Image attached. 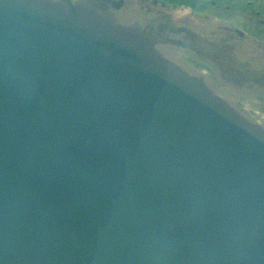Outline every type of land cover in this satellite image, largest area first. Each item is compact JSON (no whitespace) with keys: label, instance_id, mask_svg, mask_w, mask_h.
I'll return each instance as SVG.
<instances>
[{"label":"water","instance_id":"obj_1","mask_svg":"<svg viewBox=\"0 0 264 264\" xmlns=\"http://www.w3.org/2000/svg\"><path fill=\"white\" fill-rule=\"evenodd\" d=\"M130 1L0 0V264H264V125Z\"/></svg>","mask_w":264,"mask_h":264},{"label":"flooded vegetation","instance_id":"obj_2","mask_svg":"<svg viewBox=\"0 0 264 264\" xmlns=\"http://www.w3.org/2000/svg\"><path fill=\"white\" fill-rule=\"evenodd\" d=\"M126 6L166 10L183 8L199 26L201 37L213 41V44H204L210 56L179 51L174 54L248 116L264 125V0H131ZM240 16L245 17L244 24L240 23ZM223 53H233L238 60L242 59L244 67L216 56ZM240 70L248 75L261 76L247 81L248 78L239 76ZM249 82L254 84H247Z\"/></svg>","mask_w":264,"mask_h":264},{"label":"rangeland","instance_id":"obj_3","mask_svg":"<svg viewBox=\"0 0 264 264\" xmlns=\"http://www.w3.org/2000/svg\"><path fill=\"white\" fill-rule=\"evenodd\" d=\"M244 18H245L244 16H243V17H242V16L239 17V19H240V20H239L240 23H243V24L245 23ZM239 21H238V23H239Z\"/></svg>","mask_w":264,"mask_h":264}]
</instances>
